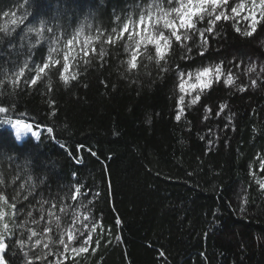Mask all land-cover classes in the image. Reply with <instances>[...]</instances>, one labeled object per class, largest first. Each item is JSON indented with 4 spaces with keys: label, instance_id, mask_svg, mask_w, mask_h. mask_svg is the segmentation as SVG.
I'll list each match as a JSON object with an SVG mask.
<instances>
[{
    "label": "trees",
    "instance_id": "obj_1",
    "mask_svg": "<svg viewBox=\"0 0 264 264\" xmlns=\"http://www.w3.org/2000/svg\"><path fill=\"white\" fill-rule=\"evenodd\" d=\"M139 2L32 0L29 19L38 24L59 17L71 34L87 15L110 29L114 14L123 16ZM15 4L0 0V10L14 11ZM217 33L207 37L204 57L194 51L192 60H182L184 53L176 46L168 54L172 71L166 74L160 73L154 58H147L154 52L144 55L138 71L128 72L123 47L103 45L106 62L95 54L87 66L74 61L70 72L78 73L77 79L67 86L53 75L52 93L45 78L38 88L17 89L16 95L5 97L29 113L28 122L38 125L34 128L40 135L18 142L11 129L0 125V175L7 181V194L17 195L22 184L26 194L36 185L34 207L24 202L20 219L28 210L39 209L41 198L62 205L77 178L93 194L99 193L92 211L97 222L104 221L102 243L95 252L75 258L74 264H264V190L256 183L264 179V85L238 90L248 83V65L256 63L258 72L264 64V29L255 38H244L228 22L221 23ZM30 39L24 29L4 36L0 73L11 72L28 58ZM47 50V43L37 46L31 60L39 62ZM221 60L225 72L237 77L236 85L213 84L176 120L177 66L193 71ZM233 63L240 67L233 68ZM50 97L55 101L51 106ZM221 104L227 107L217 116ZM242 205L245 212L239 211ZM1 255L6 264H24L13 242ZM66 264H73V258Z\"/></svg>",
    "mask_w": 264,
    "mask_h": 264
},
{
    "label": "snow or ice",
    "instance_id": "obj_2",
    "mask_svg": "<svg viewBox=\"0 0 264 264\" xmlns=\"http://www.w3.org/2000/svg\"><path fill=\"white\" fill-rule=\"evenodd\" d=\"M0 16L3 17L0 22V33H3L0 43L4 36L11 37L18 29H24L25 33L32 36L28 44V58L11 72L5 70L0 73V125H10L15 130L17 140L29 133L40 139L39 133L33 130L38 125L28 122L29 113L20 111L14 101L5 97L16 95L17 89L38 88L45 82V78H48L47 92L52 93L53 75L67 86L70 80L77 79L78 73L70 72L75 67L74 61L82 60L87 66L95 54L102 63L106 62L108 53L103 45L117 50L123 47L127 59L122 63H126L128 72L138 71L144 55L154 52V57L148 55L147 58H154L160 73L166 74L172 71L168 64L170 51L174 52L176 46H180L184 53L182 60H192L194 51L198 56L204 57L210 44L207 37L218 36L217 29L221 23L231 22L237 34L244 38H255L258 30L264 29V0H140L131 12L123 16L114 14V26L110 29L91 22L86 15L71 34L66 31L59 17L40 19L38 24L32 23L29 19L33 16L32 0H16L15 10H0ZM68 27H71L70 23ZM195 35L199 36L200 43L194 49L187 42L193 40ZM44 43L48 45L47 53L41 56L39 62H33V50ZM77 46L79 51H75ZM11 47L15 49L16 46ZM224 64V60H221L212 66H201L194 74L177 66L176 75L181 95L177 100L176 120H181L185 107L197 104L201 93L213 84L236 85L237 77L232 71L226 73ZM237 67L240 65L233 63V68ZM257 67L256 63L248 65L244 74L249 76V80L247 84H240L238 90L241 93L246 92L249 87L264 85V64L259 65L258 72ZM8 88L12 91L8 92ZM188 95H191V99L186 103ZM47 103L51 106L55 101L50 97ZM226 107L227 105L221 104L215 115L220 116ZM207 111L210 112L211 109ZM50 114L56 115L55 111ZM52 131V128L48 129L49 133ZM61 147L65 145L61 144ZM92 155L95 156L96 153ZM260 168L264 172V159L260 160ZM28 179L31 181V177ZM256 183L264 190V179L257 180ZM74 185L64 194L62 205L59 201L50 203L41 198L38 201L39 209L28 210L21 220L24 202L28 203L29 208L34 207L31 205V198L36 185L31 184L30 190L25 194V186L22 184L17 195L9 196L6 191L7 181L0 175V253H4L9 242H13L17 250L23 253L24 264H66L70 255L74 264L75 257L95 252L102 243L99 237L103 236L101 229L104 223L102 218L97 222L92 211L95 196L99 193L93 194L87 184H80L78 178ZM86 188L89 190L85 191ZM68 200L73 203L68 204ZM46 204H50L47 209L44 207ZM56 209H59L60 215H57ZM239 211L245 212L246 208L242 205ZM115 223L120 224V219H116ZM26 247L28 251H25ZM41 248L44 254L37 255V250ZM0 264H6L2 255Z\"/></svg>",
    "mask_w": 264,
    "mask_h": 264
},
{
    "label": "rangeland",
    "instance_id": "obj_3",
    "mask_svg": "<svg viewBox=\"0 0 264 264\" xmlns=\"http://www.w3.org/2000/svg\"><path fill=\"white\" fill-rule=\"evenodd\" d=\"M241 27H244V25L241 24ZM196 42H197V44H196V46H197V45L200 43V39H199V36H198V35H195V36L193 37V40H190V41H188L187 43L190 44V45H193V43L195 44ZM79 50H80V49H79V46H77L76 49H75V51H79ZM195 70H196V69H195ZM195 70H193V71H191V72H193V74H194V71H195ZM193 80H194V75H193ZM178 92H179V89H178ZM179 95H181V93H179ZM190 99H191V95L186 96V103H187L188 101H190ZM3 126L9 128V129H11L12 132H13V134H14V136H15V130L12 129L10 125H3ZM33 130H34V131H37V132L39 133V130H38V129L33 128ZM27 137H31V138H33V139H36V138L32 137L30 133H29V134H26V135H24V136H22L19 140H17V139H16V136H15V139H16V141L21 142V141H23V140H24L25 138H27ZM27 244H28V243H27ZM27 244H26V245H27ZM26 251H28V248H27ZM39 251H40V252H39V255H43V254H44V250H43L42 248H41ZM0 255H1V253H0ZM78 257H82V255H80V256H78ZM72 258H73L72 255H70V256H69V259H72ZM75 258H77V257H75ZM53 259H55V257H53Z\"/></svg>",
    "mask_w": 264,
    "mask_h": 264
}]
</instances>
